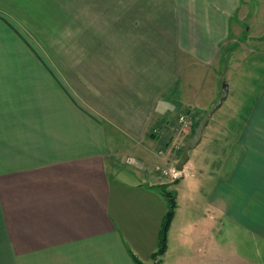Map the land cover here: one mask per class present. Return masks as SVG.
<instances>
[{
	"label": "crops",
	"instance_id": "1",
	"mask_svg": "<svg viewBox=\"0 0 264 264\" xmlns=\"http://www.w3.org/2000/svg\"><path fill=\"white\" fill-rule=\"evenodd\" d=\"M241 1L0 0V264H264V89L227 176L209 157L233 114L181 178L155 170L177 160L176 93L199 111L181 74L220 85ZM163 185L176 209L156 256Z\"/></svg>",
	"mask_w": 264,
	"mask_h": 264
},
{
	"label": "rangeland",
	"instance_id": "2",
	"mask_svg": "<svg viewBox=\"0 0 264 264\" xmlns=\"http://www.w3.org/2000/svg\"><path fill=\"white\" fill-rule=\"evenodd\" d=\"M234 19L236 20L233 21ZM230 23L231 33L233 32L234 34L230 37L231 40L229 44L230 46L233 43L235 44V51L232 53V57L230 55L229 58H225L224 62L221 64L224 68L221 79L229 83L228 98L211 116L204 129L202 141L195 149L190 150L191 153L196 152V150L205 149L209 143L208 140H211L208 139V136L210 134L217 135L219 131H222V129L220 130L219 121L226 118L230 119V115L233 114L231 116L232 126L229 130L232 132L230 135L231 138L226 142L220 140V145L217 147L218 156L214 157L213 155L209 157L212 161L208 172L211 171L213 163L214 169H217L216 166L218 167V164L220 165L222 158L223 160L227 159L226 162L224 161V168L222 169L224 176H227L230 171L235 170L237 166L240 153V146L237 144L238 131H242L244 128L251 105L255 103L264 89V0L241 1L239 9L233 14V19L231 18ZM8 49H11L8 44H0V51H6ZM187 70L189 72H187L188 76L181 74L177 90L186 88L188 92H191L193 89L198 94L201 93V96L200 102H197L198 105L196 108L199 109V111H196L190 108V106H185L189 104L186 102L184 103V100H186L184 98L188 97L187 101L191 99L195 100L194 98L189 96H184L183 98L181 91L176 93L175 108L170 110L171 113L168 118L171 121L173 120L174 123L173 128H169L171 135L168 136V141L166 143L170 144L171 149L174 150V159L177 158L176 162L181 157L184 142L192 136L195 127L204 116L203 110L208 109V107L210 108L217 101L220 89L217 79L211 72H206L207 69H204V67L200 68L193 66L187 68ZM215 72L218 73V70L216 69ZM205 73H207V76L203 78ZM212 80L216 81L215 84L219 86V88H217V91L213 94L214 98L211 102V100L208 101L206 95L208 87L212 85ZM181 101L182 104L180 105ZM183 103L185 105H183ZM229 104H232L233 108H229ZM185 111L187 114H185V116L183 115L185 117V122L183 123L179 121L178 118L180 116L178 117V115ZM157 163H159L158 167H160V169L170 171L174 168V166L168 168L163 167L161 161ZM155 170L171 182L184 175L183 171H178V177L173 178L171 175L161 173L157 168H155Z\"/></svg>",
	"mask_w": 264,
	"mask_h": 264
},
{
	"label": "water",
	"instance_id": "3",
	"mask_svg": "<svg viewBox=\"0 0 264 264\" xmlns=\"http://www.w3.org/2000/svg\"><path fill=\"white\" fill-rule=\"evenodd\" d=\"M228 90L229 84L225 80L221 81L217 101L210 108L205 110L204 116L198 122L192 136L189 137L183 144L181 157L174 164L176 171H183L184 165L189 160L190 150L195 149L201 142L205 127L207 126L213 113L222 106L223 101L227 98Z\"/></svg>",
	"mask_w": 264,
	"mask_h": 264
},
{
	"label": "trees",
	"instance_id": "4",
	"mask_svg": "<svg viewBox=\"0 0 264 264\" xmlns=\"http://www.w3.org/2000/svg\"><path fill=\"white\" fill-rule=\"evenodd\" d=\"M176 181V180H175ZM162 195L166 199L167 203V210L164 214L160 231H159V238H158V249L155 253L156 256L162 255L166 250L167 244V233L170 227V223L173 219L176 209V194L167 189L166 185H163L161 188ZM136 264H144L139 261L137 258H134Z\"/></svg>",
	"mask_w": 264,
	"mask_h": 264
},
{
	"label": "built area",
	"instance_id": "5",
	"mask_svg": "<svg viewBox=\"0 0 264 264\" xmlns=\"http://www.w3.org/2000/svg\"><path fill=\"white\" fill-rule=\"evenodd\" d=\"M179 121L184 123L185 122V117L180 116L179 117ZM127 162L128 163H134V159L131 158V157H128L127 158ZM156 168H157V170H160L161 173H163L165 175H171L173 178H177L178 175H179V172L176 171L174 168H172V170H170V171L165 170V169H160V167H158V166Z\"/></svg>",
	"mask_w": 264,
	"mask_h": 264
}]
</instances>
